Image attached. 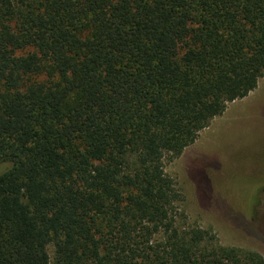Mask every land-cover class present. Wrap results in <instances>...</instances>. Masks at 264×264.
<instances>
[{
  "label": "trees",
  "instance_id": "trees-1",
  "mask_svg": "<svg viewBox=\"0 0 264 264\" xmlns=\"http://www.w3.org/2000/svg\"><path fill=\"white\" fill-rule=\"evenodd\" d=\"M262 77L264 0H0V264H264L164 170Z\"/></svg>",
  "mask_w": 264,
  "mask_h": 264
},
{
  "label": "rangeland",
  "instance_id": "rangeland-1",
  "mask_svg": "<svg viewBox=\"0 0 264 264\" xmlns=\"http://www.w3.org/2000/svg\"><path fill=\"white\" fill-rule=\"evenodd\" d=\"M164 167L190 222L212 229L222 246L264 256V77Z\"/></svg>",
  "mask_w": 264,
  "mask_h": 264
}]
</instances>
